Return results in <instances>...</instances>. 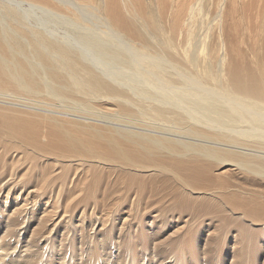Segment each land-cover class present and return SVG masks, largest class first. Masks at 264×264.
Here are the masks:
<instances>
[{"label": "bare ground", "instance_id": "6f19581e", "mask_svg": "<svg viewBox=\"0 0 264 264\" xmlns=\"http://www.w3.org/2000/svg\"><path fill=\"white\" fill-rule=\"evenodd\" d=\"M0 264H264V0H0Z\"/></svg>", "mask_w": 264, "mask_h": 264}, {"label": "rangeland", "instance_id": "374dc122", "mask_svg": "<svg viewBox=\"0 0 264 264\" xmlns=\"http://www.w3.org/2000/svg\"><path fill=\"white\" fill-rule=\"evenodd\" d=\"M40 12H38V11H35V16L37 15V19L39 20V21H41V22H45V21H47V17H46V15H42V12H41V14H39ZM43 20H45V21H43ZM102 61V60H101ZM99 62V66L101 67V68H103V69H105L106 71H109V72H120V73H122L123 75H125V76H128L129 75V77H132V78H134L136 81H137V83H141L142 82V80H141V78H140V74H142L141 73V70L139 69V68H133V69H122L121 67H119V66H116V65H111L109 62H107V61H102V62ZM104 62V63H103ZM104 65V66H103ZM115 66V67H114ZM118 67V68H117ZM112 68H113V70H112ZM137 70V71H136ZM124 71V72H123ZM134 71V72H133ZM128 74V75H127ZM139 75V76H138ZM139 79V80H138ZM132 84V83H131ZM132 86H133V84H132ZM203 86V87H202ZM135 87V86H134ZM145 89L147 90V91H151V90H153V91H155V90H157V92H160V91H166L167 90V88L165 89V87H163V86H157V88H155L156 86H150V85H145ZM199 87V88H198ZM205 87V88H204ZM147 88H149V89H147ZM203 88V89H202ZM211 86H204V85H189V86H187V87H184V88H182V93H184L185 92V94H188V95H190L191 97H197V96H199V95H201V96H203L202 95V93L203 94H205V96H215V97H217L218 98V93H217V89L215 88V87H212L211 89ZM213 88H214V90H215V92H214V90H213ZM165 89V90H164ZM187 89L188 90H190V91H188L187 92ZM193 89V90H192ZM201 89L203 90V91H201ZM169 90V89H168ZM185 90V91H184ZM211 90V91H210ZM217 90V91H216ZM198 93H197V92ZM194 94H193V93ZM201 94H200V93ZM208 92V93H207ZM209 93H210V95H209ZM199 94V95H198ZM183 104H184V106H187V104H186V102H184L183 101ZM102 106H107L108 104H106V103H103V104H101ZM191 105H189V107H190ZM192 107V106H191ZM248 126H249V124H245V123H243V124H241V125H237V126H232L231 128H233V129H229V130H234L235 132H239L240 130H242V129H246V128H248ZM235 135H236V138H238V142H240V143H244L245 141H244V139H246V140H248V141H252V142H254L255 140H257L256 139V135H254L253 134V136L254 137H241L240 135H238L237 133H234ZM241 139V140H240ZM245 144V143H244Z\"/></svg>", "mask_w": 264, "mask_h": 264}]
</instances>
